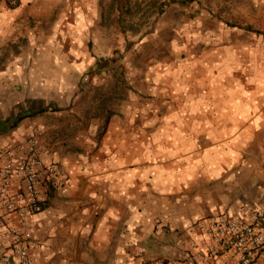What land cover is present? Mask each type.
<instances>
[{"label": "crops", "instance_id": "crops-1", "mask_svg": "<svg viewBox=\"0 0 264 264\" xmlns=\"http://www.w3.org/2000/svg\"><path fill=\"white\" fill-rule=\"evenodd\" d=\"M99 1L10 8L0 0V159L39 131L43 158L59 165L45 210L24 223L31 256L35 264L188 260L205 251L202 221L264 209V92L227 87L235 79L225 67L253 61L236 54L252 42L229 43L204 73L155 62L132 102L104 126L70 135L75 123L55 107L69 96L65 81L97 61L89 44Z\"/></svg>", "mask_w": 264, "mask_h": 264}, {"label": "rangeland", "instance_id": "rangeland-1", "mask_svg": "<svg viewBox=\"0 0 264 264\" xmlns=\"http://www.w3.org/2000/svg\"><path fill=\"white\" fill-rule=\"evenodd\" d=\"M98 15L89 44L97 61L80 80L65 81L69 96L55 107L75 123L67 134L87 130L96 120L104 126L123 102L135 99L139 81L155 62L204 73L209 59L227 57L235 41L252 42L236 54L253 61L226 65L228 78L235 79L227 87L264 92V0H100ZM248 26L260 35L247 32ZM151 80L152 87L157 85ZM152 97L146 94L142 100Z\"/></svg>", "mask_w": 264, "mask_h": 264}, {"label": "built area", "instance_id": "built-area-1", "mask_svg": "<svg viewBox=\"0 0 264 264\" xmlns=\"http://www.w3.org/2000/svg\"><path fill=\"white\" fill-rule=\"evenodd\" d=\"M1 1L10 8L21 4V0ZM40 136L36 131L24 142L2 151L0 261L4 264H35L29 248L32 232L24 223L45 210L59 172L58 163L43 158ZM199 226L206 234L203 254L188 260L157 259L146 264H196L208 260L213 264H255L264 250V209L259 207L247 205L236 214L218 215Z\"/></svg>", "mask_w": 264, "mask_h": 264}, {"label": "trees", "instance_id": "trees-1", "mask_svg": "<svg viewBox=\"0 0 264 264\" xmlns=\"http://www.w3.org/2000/svg\"><path fill=\"white\" fill-rule=\"evenodd\" d=\"M247 31H250V32H255V33H257V34H259L260 35V32L259 31H255L251 26H248L247 28H245ZM44 110L43 109H41V110H39V112L38 113H42Z\"/></svg>", "mask_w": 264, "mask_h": 264}]
</instances>
